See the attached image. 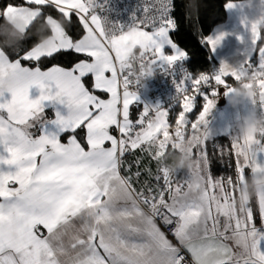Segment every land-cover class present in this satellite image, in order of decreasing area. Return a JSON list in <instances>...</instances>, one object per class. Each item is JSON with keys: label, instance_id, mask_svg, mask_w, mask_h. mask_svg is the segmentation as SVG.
I'll list each match as a JSON object with an SVG mask.
<instances>
[{"label": "snow or ice", "instance_id": "1", "mask_svg": "<svg viewBox=\"0 0 264 264\" xmlns=\"http://www.w3.org/2000/svg\"><path fill=\"white\" fill-rule=\"evenodd\" d=\"M93 2L26 0L36 7L9 3L0 9V18L11 14L26 25L41 16L40 6L50 5L59 13V18L47 15L44 20L51 25L50 46L35 44L15 59L0 48V264H187L180 248L157 227L156 216L165 224L175 223L173 235L190 253L193 264H264L259 246L264 232L254 223L252 203H237L246 173L262 166L252 149L258 141L233 139L227 153L220 147L221 156L234 157V175L218 179L210 172L202 127L213 100L201 86L214 81L215 95L217 86L227 85L225 77L238 81L240 72L222 65L214 75L194 76L190 80L193 95L187 94L184 82L179 83L183 110L174 130L167 120L169 113L159 106H145L133 122L129 110L136 94L128 87L132 73L123 60L127 46H138L139 63L152 65L158 59L172 63L186 55L169 35L175 26L169 0H156L154 13L127 30L107 29L92 11ZM73 13L84 31L75 40L66 30ZM149 27L151 31H146ZM252 33L257 44L255 25ZM220 38L209 37L207 42L215 46ZM165 44L175 51L165 55ZM67 50L85 58L71 68L54 65L42 70V59ZM258 52L255 67H264V49ZM87 76L94 91L83 82ZM33 85L40 89L34 99L29 96ZM97 90L108 98L95 94ZM195 93L203 95L205 103L189 131L186 114L193 110ZM45 102H51L53 118H45ZM260 106L264 109V103ZM37 125L39 134L34 135L30 129ZM82 127L86 146L74 134L68 135L66 143L61 141L62 134ZM182 148L192 153L196 164L187 179L174 182L173 174L180 169L169 172L160 160L168 149ZM137 149L159 165L154 179L162 183L155 189L137 191L133 177L121 175L124 155ZM134 175L138 178L140 172ZM255 199L264 227V191L257 192ZM131 219L136 226L129 223ZM69 233L75 255L61 260L68 255L62 237Z\"/></svg>", "mask_w": 264, "mask_h": 264}, {"label": "crops", "instance_id": "2", "mask_svg": "<svg viewBox=\"0 0 264 264\" xmlns=\"http://www.w3.org/2000/svg\"><path fill=\"white\" fill-rule=\"evenodd\" d=\"M229 4H231L232 7H228L227 5ZM17 6L36 7L35 5H29V4L17 5ZM224 8L226 12V18L223 21L217 23L212 28L210 33L207 34L204 38L207 43L208 48L210 49V52L213 58L212 64L209 67V72L211 73V75L216 74L222 65H226L229 68L235 69L236 71L242 73L247 68L253 65H257L259 63L258 50L264 49V0H228L225 2ZM95 14L100 18V16L97 13ZM25 15L30 16V12H25ZM5 16H8V15H5ZM24 25H25V28L23 32L29 27L30 24L26 25L24 22ZM253 25L256 26V30L258 33L259 40L257 41V44L255 42V39L252 33ZM218 35L221 36L219 42L215 46L209 45L207 42L208 38L211 37L214 39ZM49 36H51V34ZM38 44L39 42L37 43V45ZM0 48L2 47L0 46ZM180 49L184 53H186L182 47H180ZM167 50H168L167 53L166 54L164 53L165 55L172 54L175 51L173 48H169V47H167ZM12 59H15V58H12ZM164 62H167V61H164ZM22 63L28 66H34V65H31L23 61ZM54 65L64 67V68H71L74 66L73 65L71 67H67V66H63L59 64H53L51 66H54ZM47 68L42 69V70H46ZM225 79L227 80L226 81L227 85L224 87L217 86L218 88L216 90L215 95L212 94L213 87L206 88L203 91L205 95H207L210 99L213 100V106L207 112L205 116L206 123L202 127L206 131L205 140L223 133L229 136L231 143H232L238 131V124L241 122L242 117L253 106H252L251 101H244L242 104H239L236 106L231 105L228 102L227 97L231 94L230 89L234 85H231L230 83H232L234 79L231 76H227L225 77ZM83 82L85 83L84 78H83ZM85 86L88 88L86 83H85ZM262 91H264V86L262 88ZM39 94H40V89L37 86L33 85L30 87L29 89L30 98L34 99L37 96H39ZM95 94L99 95L103 99L108 98L106 93L100 94V93L95 92ZM135 94H136V99L130 105V110H129V118L133 122H135L139 118L140 112L145 107V103H143L142 97L147 100V103H149L150 106H153V107L159 106V103L157 102V100L152 98L151 93L149 90H147V88L144 89L141 95L142 97L136 92ZM201 97L203 99L202 100L203 102L198 112L193 117L190 116L189 113L186 114L189 120V124L186 127L188 128L189 131L191 130V123L197 120L200 112L203 110V104L205 103V99L203 95H201ZM194 104H195V101H194ZM45 105H46L44 108L45 118H53L54 109L51 106V102H45ZM134 108H137L136 113H134L133 111ZM159 108L161 107L159 106ZM161 110H164L167 112V108H161ZM134 115L136 116L133 117ZM167 120L169 122L170 130H174L175 121H172L170 119V115H168ZM30 131H32L34 135H38L39 126L37 125L36 127L30 129ZM110 131L114 135H117V136L119 135L115 128H112ZM72 134L76 135L77 139L80 140L76 133H65V135L62 134L61 141L66 143L68 135H72ZM85 134H86V130H85ZM63 135L65 137H63ZM82 145L86 146V143L85 144L82 143ZM262 145H264V136L258 139V143H255L252 145V149L255 152L256 163L264 166V151L261 150ZM120 172L122 176H128L123 172L122 167L120 169ZM247 174L250 176V173H247ZM188 176H189L188 170L180 169L173 176V180L174 182L177 180L183 181L187 179ZM259 220L260 221L257 223L254 220V223L256 224L258 231L264 232V227H261V219ZM155 222L157 224V227L160 228V230L165 234L166 238L169 239L173 245L179 247L180 249L181 247H183L182 245H180L179 241L175 238L173 233H169L165 230L163 223H161L157 219H155ZM129 223L133 224V226L137 225V221L135 219H131ZM222 225H223V218H221L220 231H223ZM40 231L46 234V230H44L42 226L40 228ZM227 234L230 235V233H227ZM71 235L72 233H69V235H65L64 237H62V240H63V243L65 245L68 255L62 256L61 260H66L68 259V257L75 255V251L72 250L70 247ZM224 242L227 243L230 247H232L234 251H238V249H236L235 245L233 244L231 240H227ZM259 246H260V250L264 252V237L260 239ZM190 264H193V261H191Z\"/></svg>", "mask_w": 264, "mask_h": 264}, {"label": "trees", "instance_id": "3", "mask_svg": "<svg viewBox=\"0 0 264 264\" xmlns=\"http://www.w3.org/2000/svg\"><path fill=\"white\" fill-rule=\"evenodd\" d=\"M226 1L228 0H195V5L197 6L198 26L197 28H194L190 19V4L193 0H176L177 26L171 30V35L176 43L189 55L188 64L194 75L209 70V67L212 64L213 58L204 38L217 23L226 18L224 8ZM9 3L14 5H27L26 0H0V9H3V7ZM40 7L42 9L41 16L34 19L29 27L23 32V35L19 40L9 45L5 43V40L8 39V37L0 34V46L10 55V57L16 58L19 55H22L24 51L30 49L32 46L50 35V30L48 29L50 28V25L45 23L44 20L47 15L59 18V13L50 5ZM3 18L4 16L0 18V23H3ZM42 25L43 27H41ZM66 30L74 40L79 39L84 34L82 25L74 13L71 15V24ZM84 58L83 54H77L73 50H67L54 54L51 58L42 59L39 63L42 69L53 64L71 67L80 59ZM26 63L33 65V62ZM84 79L88 88L91 91H94L92 89L91 77L87 76ZM95 92L104 94L98 90ZM195 97L193 110L189 113L192 117L198 112L203 102L200 94H195ZM133 111L136 113L137 108H134ZM180 111H182V101L173 107L167 108V112L172 121L176 120ZM135 116L136 115L133 117ZM75 133L81 142L85 144V129L82 127ZM64 135L63 137H65ZM205 141L207 144V153L211 160L210 172L212 176L214 178H223L226 180L229 176L234 175V157L228 154L221 156L220 154V147H224L225 153L230 149L231 140L229 136L222 133L208 138ZM174 153L175 152L171 149H168L165 156ZM161 163L162 158L160 160V164ZM121 167L126 175L133 177L132 184L137 191L146 187H152L155 189L157 184L162 183L161 181L154 179V176L158 174L157 169L159 165L153 162L148 153L141 149L130 150L127 152L123 157V164ZM137 171L140 172L138 178L134 175ZM246 176L249 178L247 173ZM250 201L253 207L254 220L257 223L260 221V215L255 195H253Z\"/></svg>", "mask_w": 264, "mask_h": 264}, {"label": "built area", "instance_id": "4", "mask_svg": "<svg viewBox=\"0 0 264 264\" xmlns=\"http://www.w3.org/2000/svg\"><path fill=\"white\" fill-rule=\"evenodd\" d=\"M155 4L156 0H94L92 11L100 16L102 21L105 22L107 29L110 30L113 26H117L121 29L127 30L129 26H132L134 23H138L146 15H152L155 10ZM146 7L149 8V12L147 14L144 12ZM168 12L170 18L174 22V28H176V0H169ZM148 29L151 28L149 27ZM136 52L139 55V49H136ZM188 59L189 55L187 53L185 56L172 63L164 62L163 60L158 59L153 63L152 73L144 77L142 80H135L133 75H131V83L128 87L140 96L142 95L144 89L147 88V90L150 91L152 98L157 100L161 108L173 107L182 101L181 94H179L177 90V85L179 83L184 82L185 86L189 89L187 94L193 95L194 93L190 85L192 77L199 74H208L211 76L209 70H205L194 75L188 64ZM133 66L138 70L139 61H133ZM255 66L256 65H253L244 70L240 73V79L238 81L234 80L230 84L236 86L241 80L246 79L247 76L251 75L254 71L259 72L264 70V67L258 68ZM253 83L257 89L262 91L264 78L258 77ZM213 86H215L214 81L208 86L202 85L201 87L204 91V89L212 88ZM142 101L145 103V106H150L145 98L142 97ZM260 105L261 102H256V104L252 102V106L256 108L257 112L263 111ZM174 175L175 173L173 176ZM154 218L163 223L167 232L173 233L172 230L175 227V223L165 224L160 216H156ZM180 254L184 256L187 264L191 263L192 259L185 248L181 247Z\"/></svg>", "mask_w": 264, "mask_h": 264}, {"label": "clouds", "instance_id": "5", "mask_svg": "<svg viewBox=\"0 0 264 264\" xmlns=\"http://www.w3.org/2000/svg\"><path fill=\"white\" fill-rule=\"evenodd\" d=\"M24 28L25 25L22 19L9 14L3 18V23H0V34L8 37L5 43L11 45L21 38ZM52 40V36L42 39L37 47L46 48L50 46ZM137 48L138 46L136 45H128L123 53V60L134 79L142 80L152 73L153 65L151 63H139L138 70L133 66V61H137L139 57L136 52ZM258 77L264 78V70L259 72L254 71L236 86L231 87V94L227 97L228 102L233 106L242 104L244 101H251L254 104L256 102L264 103V91L257 89L253 83ZM201 135H203V132ZM262 136H264V111L257 112L256 108L252 107L238 124V131L234 139L241 142L247 141L249 138L258 141ZM261 147L264 148V145ZM195 164L196 161L192 153L187 148H182L174 154L164 155L162 157L161 167L169 172H175L177 169L190 171L194 169ZM260 191H264V166L258 167L250 173L249 178L240 188L237 203L240 206L245 205L253 195Z\"/></svg>", "mask_w": 264, "mask_h": 264}, {"label": "rangeland", "instance_id": "6", "mask_svg": "<svg viewBox=\"0 0 264 264\" xmlns=\"http://www.w3.org/2000/svg\"><path fill=\"white\" fill-rule=\"evenodd\" d=\"M190 19H191V21H192V26L194 27V28H197V26H198V22H197V6L195 5V0H193V2L190 4ZM145 30L146 31H151V29H148V28H145ZM169 35H170V38L173 40V42L178 46V49L179 50H181L180 49V47H179V45L176 43V41L174 40V38L172 37V35H171V30H170V32H169ZM167 47H169V48H172L170 45H167V44H165L164 46H163V52L166 54L167 53V51L169 50H167ZM138 49V48H137ZM91 77V76H90ZM91 80H92V78H91ZM97 93V92H96ZM145 94V93H144ZM146 95V94H145Z\"/></svg>", "mask_w": 264, "mask_h": 264}]
</instances>
